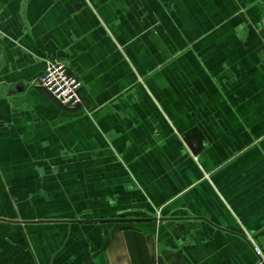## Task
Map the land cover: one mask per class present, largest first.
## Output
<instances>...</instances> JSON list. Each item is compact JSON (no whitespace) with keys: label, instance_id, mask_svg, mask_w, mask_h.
<instances>
[{"label":"crops","instance_id":"1","mask_svg":"<svg viewBox=\"0 0 264 264\" xmlns=\"http://www.w3.org/2000/svg\"><path fill=\"white\" fill-rule=\"evenodd\" d=\"M263 18L264 0H0V235L19 247L0 264H264L245 233L264 254ZM52 59L80 107L32 83Z\"/></svg>","mask_w":264,"mask_h":264},{"label":"built area","instance_id":"2","mask_svg":"<svg viewBox=\"0 0 264 264\" xmlns=\"http://www.w3.org/2000/svg\"><path fill=\"white\" fill-rule=\"evenodd\" d=\"M262 32L264 35V18L262 20ZM32 83L48 90L65 107L76 108L83 104L82 81L71 74L66 63L59 59L49 60L45 70L35 77ZM245 233L253 245L255 253L264 259L262 249L253 235L248 231Z\"/></svg>","mask_w":264,"mask_h":264},{"label":"rangeland","instance_id":"3","mask_svg":"<svg viewBox=\"0 0 264 264\" xmlns=\"http://www.w3.org/2000/svg\"><path fill=\"white\" fill-rule=\"evenodd\" d=\"M15 229V230H14ZM28 230H31L30 228H28ZM32 230H35L34 228H32ZM12 233H13V235H15L16 237H19V230H17V228H13L12 229ZM4 241V238H3V236L2 235H0V249H19V247H15V246H9V244L8 243H4L3 242Z\"/></svg>","mask_w":264,"mask_h":264},{"label":"water","instance_id":"4","mask_svg":"<svg viewBox=\"0 0 264 264\" xmlns=\"http://www.w3.org/2000/svg\"><path fill=\"white\" fill-rule=\"evenodd\" d=\"M24 87H25V85L20 83L19 85H17L16 88L19 89V90H21V89H23ZM189 146H190L191 149H193V145L189 144Z\"/></svg>","mask_w":264,"mask_h":264}]
</instances>
